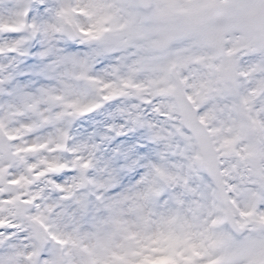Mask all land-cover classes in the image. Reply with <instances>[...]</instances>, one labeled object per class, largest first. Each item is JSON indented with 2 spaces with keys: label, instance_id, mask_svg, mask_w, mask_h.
<instances>
[{
  "label": "rangeland",
  "instance_id": "374dc122",
  "mask_svg": "<svg viewBox=\"0 0 264 264\" xmlns=\"http://www.w3.org/2000/svg\"><path fill=\"white\" fill-rule=\"evenodd\" d=\"M255 9L252 0H152L148 9L137 0H0V130L13 147L11 158L0 155V225L18 198L32 197L28 217L47 240L39 248L20 218L0 226V264H264L255 172L257 162L264 172V41L252 29ZM172 10L177 21L167 20ZM67 24L75 41L62 35ZM230 58L240 60L236 91ZM169 64L211 131L240 233L230 232L180 128ZM85 107L93 111L78 117ZM64 129L71 139L58 149ZM54 166L63 173H50Z\"/></svg>",
  "mask_w": 264,
  "mask_h": 264
},
{
  "label": "water",
  "instance_id": "95a60500",
  "mask_svg": "<svg viewBox=\"0 0 264 264\" xmlns=\"http://www.w3.org/2000/svg\"><path fill=\"white\" fill-rule=\"evenodd\" d=\"M254 1L257 4V11L253 16V26L255 31L258 33V35L264 39V0H254ZM139 2L144 7L150 6V0H139ZM178 17H179V13L177 11H172L168 16L169 19H177ZM66 34L68 35L67 32ZM234 65H235V61H231L228 64V68H227L229 74V81H231L232 85H234V81H235V73L233 68ZM169 73L175 81V87L172 91V95L174 101L176 102L177 106L180 109L182 124L197 139V143L199 144V147L202 148V152H203L202 154L204 155V166L211 173L213 181L215 182L217 188L219 189L221 196L224 198V200H226V192L224 190L221 176L219 173L214 149L210 145V139L207 136V133L203 128L202 124H200L198 119L195 117L194 109L190 104L189 100L185 97V93L182 89V86L180 84L175 69L171 67L169 69ZM248 129L250 133H253V130L250 127ZM0 152L5 155L9 154L3 136H0ZM258 172L260 174L259 166H258ZM260 177L264 182L261 174ZM25 209L26 207L22 206L21 204V206L17 210V214L23 216ZM227 220L229 222V225L234 230L236 231L240 230V227L236 225L232 214L229 212H228Z\"/></svg>",
  "mask_w": 264,
  "mask_h": 264
}]
</instances>
